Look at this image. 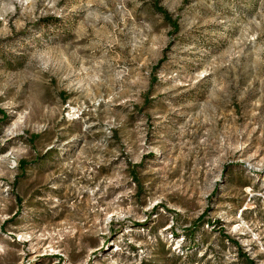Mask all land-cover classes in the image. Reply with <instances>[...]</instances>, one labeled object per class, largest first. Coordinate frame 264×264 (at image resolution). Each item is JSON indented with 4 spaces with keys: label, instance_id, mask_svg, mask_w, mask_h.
Segmentation results:
<instances>
[{
    "label": "rangeland",
    "instance_id": "374dc122",
    "mask_svg": "<svg viewBox=\"0 0 264 264\" xmlns=\"http://www.w3.org/2000/svg\"><path fill=\"white\" fill-rule=\"evenodd\" d=\"M248 260L264 0H0V264Z\"/></svg>",
    "mask_w": 264,
    "mask_h": 264
},
{
    "label": "trees",
    "instance_id": "16d2710c",
    "mask_svg": "<svg viewBox=\"0 0 264 264\" xmlns=\"http://www.w3.org/2000/svg\"><path fill=\"white\" fill-rule=\"evenodd\" d=\"M25 165H26V163L23 162L22 164H20V167L24 168ZM248 261H249V260H248ZM248 263L252 264V262H250V261H249Z\"/></svg>",
    "mask_w": 264,
    "mask_h": 264
}]
</instances>
